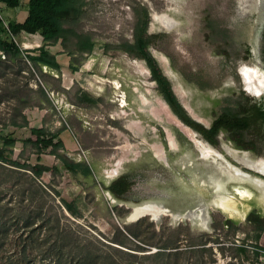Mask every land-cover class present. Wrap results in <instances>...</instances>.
Returning a JSON list of instances; mask_svg holds the SVG:
<instances>
[{
	"label": "rangeland",
	"instance_id": "374dc122",
	"mask_svg": "<svg viewBox=\"0 0 264 264\" xmlns=\"http://www.w3.org/2000/svg\"><path fill=\"white\" fill-rule=\"evenodd\" d=\"M139 1L150 9L148 33L156 36L150 52L195 122L209 127L233 97L246 96L251 103L264 106V96L243 90L237 72L264 60V0ZM130 2L138 0H86L78 28L92 34L95 47L89 54L72 58L60 43L46 45L56 55L59 71L34 67L24 55L12 59L0 52V132L23 140L30 137L32 127L63 128L64 157L90 166L88 177L74 176L53 156L41 157L48 169L40 178L42 188L53 187L61 199L78 208L77 216L63 211L67 220L61 219V223L70 221L91 235L100 232L106 237H112L116 227L129 226L148 244L140 255L153 254L159 246L177 245L178 249L165 251H181L165 259L168 264H190L194 254L182 251L201 243L206 249L198 256L205 264H264V251L257 257L252 253L255 244L264 247V232L256 241V232L247 223L252 212L264 220V195L249 183H235L224 176L212 181L214 165L200 160L192 141L175 126L178 119L158 94L145 63L116 48L121 38L131 34ZM26 3L22 0L21 7L14 10L0 5V18L23 21ZM162 14L168 16L165 26L153 20ZM23 41L22 50L28 45L23 51L44 45L39 35ZM72 64L77 71L71 70ZM28 99L33 106H24ZM21 117L26 127L9 124L13 118L24 123ZM185 127L195 139L212 147L221 149L226 144L246 151L250 159L264 160V148L259 144L252 150L244 141L242 148L223 131L210 143L195 129ZM171 143L177 150L169 147ZM21 149L18 142L13 160ZM157 151L162 159L154 156ZM29 152L27 148L24 157ZM30 162L35 163V156H30ZM8 164L0 159L1 192L22 189L24 184L20 175L17 180H6L3 166ZM113 172L116 176L111 179ZM124 175L129 177L127 193L124 199L114 198L106 189ZM236 187L246 188L242 190L248 197L235 195ZM221 200L228 210L216 208ZM143 204L160 206L166 215L126 222L131 208ZM225 220H231L233 226H225ZM233 244L244 246L247 252L230 249ZM145 263L153 264L150 259ZM164 263L163 259L157 261Z\"/></svg>",
	"mask_w": 264,
	"mask_h": 264
},
{
	"label": "trees",
	"instance_id": "16d2710c",
	"mask_svg": "<svg viewBox=\"0 0 264 264\" xmlns=\"http://www.w3.org/2000/svg\"><path fill=\"white\" fill-rule=\"evenodd\" d=\"M21 2L0 0V5L14 10L21 7ZM85 2L27 0L23 21L0 18V52L12 59L24 55L32 66H46L56 71L61 69V65L56 55L46 49V45L60 43L64 52L72 58L91 53L95 47L92 34L78 28L85 15ZM128 7L132 14L131 34L129 38H121L116 48L132 59L145 63L158 94L182 125L195 129L210 143H215L214 140L223 131L242 148L245 147L242 146L244 141L252 145V150H255L253 146L256 144L264 148V106L251 103L246 96L233 97L229 104L221 107L209 127H204L189 116L150 52L156 36L148 33L149 7L139 0L137 3H128ZM36 35L40 36L44 45L22 51L20 44L24 43L23 39ZM71 68L77 71L73 64ZM38 91L43 92L41 89ZM31 101L28 99L24 106H33ZM21 118L24 123L20 124L13 118L9 124L16 128L26 127V120ZM63 130H53L49 126L32 127L30 137L23 140L15 138L12 133L0 132V159L9 161L7 166H3L6 172L4 177L7 181L17 180L19 175L25 179L22 189L0 191V264H146L147 259L157 264L160 259L164 263L165 259L168 261L178 255L181 251L165 252L178 249L177 245L159 246L153 254L140 255V252L146 251L143 245L148 244L139 240L129 226L123 229L116 227L112 237H106L100 232L91 235L89 230H83L82 226L70 221L61 223V219L67 220L64 212L77 216L78 208L73 202L61 199L53 187L42 188L44 186L40 178L48 169L42 165L41 157L44 154L53 156L74 176L88 177L91 172L90 166L71 162L64 157V144L60 137ZM18 142L22 144V149L18 159L13 160L11 156ZM27 148L30 152L24 157ZM30 156H35L34 164H31ZM128 181V175L121 176L106 191L114 198L124 199L129 187ZM247 223L256 232L257 241L264 232V220L252 212L247 217ZM224 225L232 227L233 222L225 220ZM87 227L94 229L92 225ZM188 248L182 252L194 254L190 264H205L201 256H198V253L206 249L204 243L190 244ZM230 249L244 254L247 252L244 246L235 244ZM262 251L264 247L255 244L252 253L257 257ZM166 261L164 264H168Z\"/></svg>",
	"mask_w": 264,
	"mask_h": 264
},
{
	"label": "bare ground",
	"instance_id": "6f19581e",
	"mask_svg": "<svg viewBox=\"0 0 264 264\" xmlns=\"http://www.w3.org/2000/svg\"><path fill=\"white\" fill-rule=\"evenodd\" d=\"M167 19L168 16L166 14L153 17V20L157 21L162 26L163 24L165 26ZM239 73L245 83L246 90H248L250 94L255 97L264 96V60L258 61L254 66L241 67L239 69ZM163 105L166 107L165 104ZM174 123L175 126L192 141L199 153V159L202 161L210 162L214 165L211 168L210 178H213L212 181H215L217 179L219 181L221 179V176H224L226 179L235 183H249L253 188L259 189L264 195V179H262L264 177V160L262 158L256 160L250 159L245 151L234 149L226 144H222L221 149L213 148L210 145L195 139L194 134L191 132V130L182 125L178 120L175 119ZM169 147L171 149L177 150V148L172 143L169 144ZM154 156L158 159H162V155L159 154V151H157ZM231 160L234 163H232ZM237 165H242L245 169L249 170V172H246ZM250 172H254L258 176H253ZM115 176L116 172H113L110 175L111 179ZM215 189L221 188L216 186ZM242 189L246 188H234V194L241 198L248 197L247 192ZM215 206L216 208H219L221 210H228L226 207V203L223 200L219 201V203L216 202ZM166 212V210L155 204H143L140 207H135L133 209L132 215L128 219L130 221L138 217L149 216L152 220H156Z\"/></svg>",
	"mask_w": 264,
	"mask_h": 264
},
{
	"label": "clouds",
	"instance_id": "9594fccd",
	"mask_svg": "<svg viewBox=\"0 0 264 264\" xmlns=\"http://www.w3.org/2000/svg\"><path fill=\"white\" fill-rule=\"evenodd\" d=\"M237 72H238L240 78L242 79V77H241V75H240V73H239V70H238ZM241 82H242V84H244V86H243V90L246 89V86H245V83H244L243 79L241 80Z\"/></svg>",
	"mask_w": 264,
	"mask_h": 264
},
{
	"label": "water",
	"instance_id": "95a60500",
	"mask_svg": "<svg viewBox=\"0 0 264 264\" xmlns=\"http://www.w3.org/2000/svg\"><path fill=\"white\" fill-rule=\"evenodd\" d=\"M108 196H110L109 193H108ZM120 204H121V203H120ZM132 213H133V210H132V208H131V212H130L129 215L126 217V222L128 221V218L130 217V215H132Z\"/></svg>",
	"mask_w": 264,
	"mask_h": 264
},
{
	"label": "built area",
	"instance_id": "2783aa9c",
	"mask_svg": "<svg viewBox=\"0 0 264 264\" xmlns=\"http://www.w3.org/2000/svg\"><path fill=\"white\" fill-rule=\"evenodd\" d=\"M25 48H26V47H25ZM25 48L23 47V50H25ZM20 49H21V47H20ZM21 50H22V49H21ZM23 50H22V51H23Z\"/></svg>",
	"mask_w": 264,
	"mask_h": 264
},
{
	"label": "crops",
	"instance_id": "0c3cea01",
	"mask_svg": "<svg viewBox=\"0 0 264 264\" xmlns=\"http://www.w3.org/2000/svg\"><path fill=\"white\" fill-rule=\"evenodd\" d=\"M16 21V20H15ZM25 46L27 47L28 45L27 44H25Z\"/></svg>",
	"mask_w": 264,
	"mask_h": 264
}]
</instances>
